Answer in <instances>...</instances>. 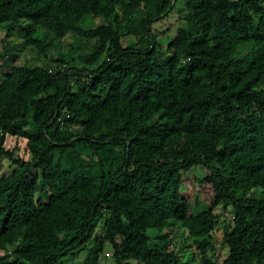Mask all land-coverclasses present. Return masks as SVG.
Segmentation results:
<instances>
[{"label":"trees","instance_id":"1","mask_svg":"<svg viewBox=\"0 0 264 264\" xmlns=\"http://www.w3.org/2000/svg\"><path fill=\"white\" fill-rule=\"evenodd\" d=\"M178 1L0 0V27L39 60L7 58L12 40L0 54V158L15 166L0 264H65L85 246L77 264H185L179 232L193 264H264V0H183L164 49L155 23ZM219 207L221 260L207 255Z\"/></svg>","mask_w":264,"mask_h":264},{"label":"rangeland","instance_id":"2","mask_svg":"<svg viewBox=\"0 0 264 264\" xmlns=\"http://www.w3.org/2000/svg\"><path fill=\"white\" fill-rule=\"evenodd\" d=\"M186 13L185 11V6L183 0H179L176 6L175 11L165 17L164 19L158 21L155 23V27L158 31L161 32L160 35V40L161 43L166 49L167 44L171 40V38L176 34L179 25L181 24V18L184 16ZM101 21V18L93 19V20H87L84 23L85 27H93L97 25ZM9 40H12L15 42L14 47H12L11 51H9L7 58L13 60L15 63H36L39 62V60L36 58V53L33 50H23V44H22V36L18 33H12L11 37H7V31L3 28L0 27V54L3 52L5 49V45ZM68 43H65L64 45H58L57 48H53L52 51L50 52V57L49 58H57L58 53L60 50H64L69 46L70 43H73L74 45H78L79 40L74 38L73 36L69 37L67 39ZM59 46H61L59 48ZM79 50V49H78ZM15 55V56H14ZM18 55V56H17ZM12 56V57H9ZM12 62V63H13ZM5 59L0 56V64L3 66L2 73L6 72L10 69V66H7L4 64ZM41 63V62H40ZM7 146L10 148H13L16 150V154L18 156H21L23 158L29 159L30 154L26 150V140L25 139H20L14 136H9L7 139ZM0 164L2 165V169L0 170V177L5 176V175H10L13 172L14 165L11 164V161L5 157L0 158ZM37 170H32L31 174H36ZM217 213L220 215L219 217V224L217 226L216 234L217 238L215 239V249L214 250H208L207 255L213 258L217 259H224L228 252L229 248L227 244H224V232L225 228H230L232 224V214L229 211H223L221 207L217 209ZM151 234L155 233V230H150L149 231ZM184 237H181V233L179 232L178 236V241L176 243V248L179 250L178 252L183 255V260H186L185 264H193V260H191V256L193 253V249L191 247H186L184 250ZM187 244L189 245V242L187 241ZM89 246H85L83 248H77L73 251H71V254L78 253L77 256L69 255L63 258V261L65 264H77L78 261L83 260L88 252ZM110 248V247H109ZM110 251V250H109ZM199 254V253H198ZM75 257V258H73ZM102 264H115L113 257L111 253H107L106 255H103L101 258Z\"/></svg>","mask_w":264,"mask_h":264}]
</instances>
